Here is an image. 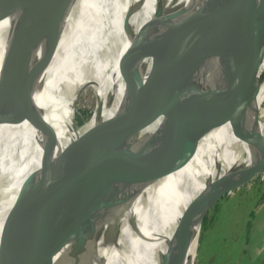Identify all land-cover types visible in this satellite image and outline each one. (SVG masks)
Here are the masks:
<instances>
[{"label":"water","instance_id":"water-1","mask_svg":"<svg viewBox=\"0 0 264 264\" xmlns=\"http://www.w3.org/2000/svg\"><path fill=\"white\" fill-rule=\"evenodd\" d=\"M68 1L0 0V17L17 14L9 18L14 24L0 82L27 61L35 38L64 12ZM77 4L78 0L71 1V5ZM126 19L127 15L120 23L124 24ZM118 29L117 25L112 41L107 40L105 56L108 49L114 58ZM179 29V37L166 48L164 59L155 66L154 74L127 104L122 108L111 104L110 111L116 108L118 111L88 126L59 156L52 158L54 150L48 153L45 148L42 165L24 179L4 224L0 264L48 262L52 252L69 237L80 240L118 237L127 222L115 218V213L92 215L91 208L61 201L75 183L113 176L144 141L148 150L142 151L137 160V176L151 182L139 186V207H134L133 218L127 224L131 226L129 233L139 231L144 217L148 219L146 227L151 225L154 221L146 208L152 204V193L159 188L156 180L189 163L204 135L210 134L212 139H220L214 141L213 168L224 152L234 155L233 165L215 178L212 174L207 177L202 172L197 174V179L204 182L203 188L191 202L174 254L160 261V264H197L201 237L212 210L220 202L242 193L264 171L261 160L264 138L260 130L264 101L255 103L264 83V70L260 72L264 62V0H212L194 18L171 28ZM166 43V40L162 42ZM129 50L141 55L146 53V50L140 51L138 42L131 44ZM216 58L220 63L216 62L218 67L228 73V82H219L221 72L210 73L214 67L210 61ZM128 70L131 73L127 80L135 86L137 77ZM101 84L102 81L95 78L91 86L95 103L89 123L103 110ZM19 93L6 99L7 108L0 114V122H16L30 112L26 106V113H18ZM158 116L166 122L157 124L149 132L147 128ZM225 125L226 129L221 130ZM169 147L170 152L164 153ZM246 158L255 159L256 164L244 167ZM209 160L203 163L209 165ZM201 168L202 165L198 166V171ZM53 192L59 196L57 204L54 200L52 204ZM104 217L112 220L111 226ZM156 225L159 226L158 221ZM191 246L192 253L188 257Z\"/></svg>","mask_w":264,"mask_h":264},{"label":"bare ground","instance_id":"bare-ground-1","mask_svg":"<svg viewBox=\"0 0 264 264\" xmlns=\"http://www.w3.org/2000/svg\"><path fill=\"white\" fill-rule=\"evenodd\" d=\"M71 1L44 33L35 38L27 61L0 82V114L7 108L6 99L15 97L18 91V113H26V106L30 110L27 116L16 122H0V243L19 188L27 175L42 165L45 148L48 153L54 150L52 158L59 156L88 126L117 112L118 108L110 111L111 104L116 103L120 108L127 104L154 74L155 66L164 59L166 48L179 37L181 29L173 31L171 28L194 18L212 0H124L121 3L118 0H78L74 6ZM125 15L127 19L122 24L120 22ZM11 16L17 14L0 17V71L14 24V20L9 21ZM117 25V46L113 58L108 49L105 56L104 48H107L109 38L112 41ZM6 31L10 33L6 34ZM164 40L166 45L162 44ZM136 42L141 52L146 50L144 55L129 50ZM210 62L214 64L210 73L215 74L213 70L221 72L219 82H228V73L218 67V59ZM128 69L137 77L135 86L127 80ZM263 70L264 62L260 72ZM95 78L102 81L103 110L90 123L87 119L78 126L77 108L72 106V100L78 99L82 90L91 87ZM260 92L255 100L257 104L264 101V83ZM155 120L147 128L149 132L165 121L161 116L155 117ZM225 129L226 125L221 127V130ZM260 130L264 138V106ZM211 136L204 135L202 145L199 144L198 152L189 163L162 180H156L159 188L152 193V204L146 208L154 222L146 227L148 219L144 217L138 232L129 233L131 226L127 223L133 218L134 207H139V186L151 182L140 180L137 176V160L142 151L148 150V147L145 148L146 141L136 147L135 154L113 176L73 184L61 203L91 208L92 215L102 216L112 212L116 214L115 218L119 217L127 223L114 239L80 240L69 237L52 252L48 262L41 264H160L166 256L172 257L191 202L203 188L204 182L197 179V174L202 172L205 177L212 174L215 178L223 175L234 162V155L224 152L217 161V167L213 168L216 154L214 141L220 139H212ZM210 142L213 143L206 148ZM170 148L164 153H168ZM202 148L206 149L202 151ZM251 159L243 160L244 167L251 168L256 164V160ZM205 160H209L210 164L205 165ZM261 160L264 163V140ZM53 200L55 204L60 202L54 192L52 204ZM198 218L199 214L197 222ZM103 220L109 224L112 222L106 217ZM191 253L192 246L188 257Z\"/></svg>","mask_w":264,"mask_h":264},{"label":"rangeland","instance_id":"rangeland-1","mask_svg":"<svg viewBox=\"0 0 264 264\" xmlns=\"http://www.w3.org/2000/svg\"><path fill=\"white\" fill-rule=\"evenodd\" d=\"M72 102L80 126L94 107L91 87ZM212 211L201 237L197 264H264V171L242 193L220 202Z\"/></svg>","mask_w":264,"mask_h":264}]
</instances>
